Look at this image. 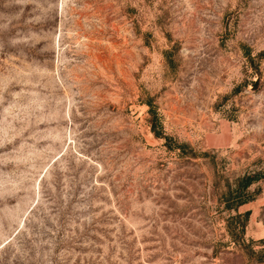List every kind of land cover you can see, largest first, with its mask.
I'll return each instance as SVG.
<instances>
[{"label":"rangeland","instance_id":"obj_1","mask_svg":"<svg viewBox=\"0 0 264 264\" xmlns=\"http://www.w3.org/2000/svg\"><path fill=\"white\" fill-rule=\"evenodd\" d=\"M246 172L264 0H0V264H264V179L225 208Z\"/></svg>","mask_w":264,"mask_h":264},{"label":"trees","instance_id":"obj_2","mask_svg":"<svg viewBox=\"0 0 264 264\" xmlns=\"http://www.w3.org/2000/svg\"><path fill=\"white\" fill-rule=\"evenodd\" d=\"M148 106V125L151 133L156 137L164 140V145L169 150L180 149L182 150L184 144H177L171 137L167 136L163 131L161 122V116L157 112V109L151 101H147ZM264 179V172H246L243 175L237 177L234 180L233 188L228 187L226 193H224L225 208L227 210L236 211L238 207L251 201L252 194L249 193V187L260 180ZM249 212H245L243 215L236 214L234 219L240 221L241 232H244V227L248 219Z\"/></svg>","mask_w":264,"mask_h":264}]
</instances>
